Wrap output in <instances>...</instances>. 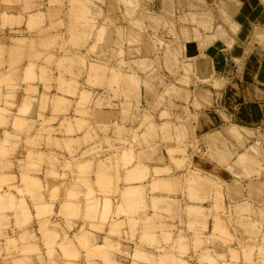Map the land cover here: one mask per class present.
I'll list each match as a JSON object with an SVG mask.
<instances>
[{
    "label": "rangeland",
    "instance_id": "374dc122",
    "mask_svg": "<svg viewBox=\"0 0 264 264\" xmlns=\"http://www.w3.org/2000/svg\"><path fill=\"white\" fill-rule=\"evenodd\" d=\"M159 1L0 0V170L11 174L0 177V264H72L79 259L73 244L87 264L91 258L119 252L107 238L97 239L101 247H89L91 240L83 231L85 223L97 216L102 226L96 230L101 231L108 220L113 224L125 213L122 205L131 201L123 193L129 181L120 178L122 172L129 173L130 182L140 184L132 194L136 204L146 202L154 208L160 203L179 209L186 202L205 206L210 202L214 210L211 236L217 246H228L233 261L242 247L249 257L255 250L264 256V133L237 127H229L228 133L225 127L195 133L187 128L197 122L194 111L186 112L187 117L167 113L181 105L174 102L177 87L184 85L177 75L187 74L188 69L181 66L185 62L179 41L191 39L192 30L177 35L171 17L174 2L164 9L163 17ZM10 14H17V20L8 18ZM187 18L179 20L185 25L196 23L195 18ZM219 37L207 34L203 26L199 33L193 32L203 47ZM35 124L39 128L36 141L21 137H28ZM63 136H69L63 145L52 141ZM54 149L64 150L67 156L60 152L56 156ZM24 155L26 162L21 161ZM190 158L196 166L213 165L216 173L224 168L231 178L224 182L199 173L192 168L193 161L187 162ZM134 160L136 165L128 170ZM96 163L102 175L93 181ZM163 166L168 167L155 169ZM57 168L62 176L53 174ZM18 170L36 176L32 181L21 178L32 194L37 192L32 195L36 223H24L23 202L2 199L12 194L22 198L16 184ZM112 171L114 178H108ZM161 175L170 178L163 181ZM50 181L59 184L50 185ZM50 186L57 188L51 190V200L65 187L74 193L84 191L68 193L69 202L59 208L58 215L65 219L63 239L51 234L43 220L59 217L47 206L44 211L36 207L45 204ZM207 190L211 194L200 195ZM98 204H102L101 213ZM139 208L135 213L141 217ZM170 209L162 213L175 221H170L169 230L178 238L184 235L180 220L201 215V211L172 213ZM71 219L84 224L78 228ZM135 229L131 243L136 241ZM200 231L201 236L208 235L206 226ZM157 239L160 242L161 235ZM164 240L162 245L151 243L152 253L174 250L176 242Z\"/></svg>",
    "mask_w": 264,
    "mask_h": 264
},
{
    "label": "crops",
    "instance_id": "0c3cea01",
    "mask_svg": "<svg viewBox=\"0 0 264 264\" xmlns=\"http://www.w3.org/2000/svg\"><path fill=\"white\" fill-rule=\"evenodd\" d=\"M173 2L175 4V11L171 17H173L175 21V32L177 35H180L188 30L189 32L192 30V37L189 40H182L183 42L178 40L181 43L182 62H185V64H181V66L187 67L188 72L187 74H183L184 72L182 71V74L179 72V75H177L178 78H182L178 80L180 83L183 82L184 85L179 88L177 87L178 91L176 90L177 96L174 98V102L177 103L180 101L181 105L173 106L171 109L174 110V112H170L168 109L167 113L177 117L176 112H180L181 116L187 117L186 112L194 111L197 122L192 124L191 127L187 126V128H194L195 133L203 132L206 128L209 130H217L222 127H225L227 130L226 133H228L229 127L264 133V0H160V14L163 17L165 16L164 9L168 8V5H171ZM206 6L207 8L205 9L204 7ZM187 7L191 8V10ZM215 8L217 10H215ZM8 16L7 17L11 18V20H17L18 18L17 14H10ZM185 17H188L187 19L190 17L195 18L196 23L185 25L183 21L179 20V18L184 20ZM200 17L205 18L206 21L201 20L202 18ZM200 25L203 26V28L207 27V34H215L221 37L207 47H203L199 41L200 39L193 38V32L197 31V33H199V29L201 28ZM167 34H169V31H167ZM188 81L190 86H188ZM180 83H178V85ZM161 113H165L164 110L161 111ZM112 115H114V113H112ZM189 115L191 116L190 113ZM168 122L172 123L173 119L169 118ZM38 130L39 128L35 124L29 131L28 137L25 135L21 137L36 141L35 135ZM173 134H175V132H173ZM172 137L174 140L176 139L173 135ZM127 139L130 140L129 136ZM68 140L69 136L52 138L54 143L57 141L61 145ZM53 152H55L54 154L56 156H59V153L57 154L56 152L66 155L64 150L56 151V149H54ZM65 155L63 156L66 157L67 155ZM19 161L18 159V162ZM21 161L26 162L25 155ZM191 161L194 163L192 164V168L199 171V173L207 174L212 178H217L224 182L231 178V174L224 168L223 173H216L217 171L214 170L215 167L213 165L210 166L207 162H203V166H196L197 162H194L192 158H190V160L187 159V162ZM135 165L136 161L134 160L128 165V170H131ZM166 167L168 166L154 168L164 170ZM170 168L172 171L174 170L173 166H170ZM152 171L153 168L150 167L151 175L153 174ZM54 172L53 174L59 176L63 175L59 168ZM64 174L69 176L66 171ZM100 175H102V172L98 170L96 163L92 169L91 178L94 181V178ZM1 176H11V174L9 171L0 170V177ZM15 176L17 177V188L23 193L22 198L14 194H12V196H3V198L1 196V198L7 201L13 198L16 201L23 202L24 205H21V207L22 216L25 219L24 223L29 222V220V224L36 223L37 218H35L36 213L33 209L34 200L32 195H37V192L32 194L25 185L21 184V178L26 181H32L37 180L36 176L32 171L19 170L18 173L16 172ZM169 176L170 175H161L159 177L161 180L166 181L170 178ZM107 177L114 178V172L108 173ZM120 178L123 181H129V183L126 182L127 184L125 187H122L124 190L123 193L127 195V199L131 201L126 205L123 203L122 209L125 213L117 217L113 224H110V220H108L101 228V231L96 230L100 225L102 226L97 216V220L94 219L85 223L86 228L83 231L87 237V241L91 240L89 247H95L96 245L101 247L102 245L97 243V239L103 242V239L107 238V240L113 244L112 246L114 249L118 247L117 249L119 252L115 250L106 253L102 258H91L89 264H151L150 262L159 264L160 261L167 263L170 261L171 264H264V256L257 250L249 257V253L244 247L237 248L235 251L236 260L233 261L231 258L233 254L231 253L230 256L227 252L228 246H217L214 237L211 236L214 210L210 202H207L206 206L204 205L205 203L195 201L194 203L186 202L187 205H185V207L183 205V208L181 207L178 209L176 206L172 208L173 205L171 207L172 209L168 208L172 213L175 210L184 209L192 210V212L195 213L201 211V215L197 213L195 214L197 216L191 215L180 220L182 226H184V235L182 238H178L177 234L172 235L173 232L169 230V228L172 227V222L170 221L174 220H169V218L164 215V213H168L169 210L160 203L154 208H152L151 204L146 202H141V205L139 203L136 204L132 199L134 198L132 194H134V189L140 186L139 182H130L133 178H130L128 172L127 174L122 172ZM35 183L37 184V181H35ZM55 184L58 185L59 182L50 181V185ZM4 188L5 187H3V189ZM52 189L54 190L57 188L56 186H50L48 197L44 200L45 204H37L36 207L39 211H44L45 206H47L49 207V212L52 211L59 217L56 218L57 220L52 221L51 219L49 220V217L48 219L47 217H43V220L48 222V231L51 234L60 236V239H63L62 236L66 235L62 230L65 219L61 217V215H58V212L61 205L69 202L70 198L68 193L71 191L69 188L67 189V187L59 189L56 191L57 196L55 198L57 199L51 200L49 195L51 197ZM83 192L84 191L81 190L75 193L76 195H81ZM120 192H122V189ZM205 194H211V192L207 190L200 195L202 196ZM200 195L197 199L201 197ZM160 197L163 198L164 195L156 198ZM125 206L127 210L124 209ZM98 207L100 209L99 213H101L102 204ZM114 207L111 209V212H115ZM116 207H119V203ZM136 207H140L141 213H139V215L141 217H138V215L136 216ZM146 211H148V213H146ZM80 216H82V214H80ZM6 218L8 219L7 216ZM176 221L179 222V219L177 218ZM71 222H73V224L76 223L78 228L82 227L84 224L81 219H71ZM177 222L175 225H178ZM58 226L59 230H57ZM188 226L192 228L190 233L185 229V227ZM204 226L208 229L207 236L205 233H202L203 236H201L200 227ZM134 227H137V229H135V233H137L135 235L136 241L131 243L130 236L133 235ZM118 235L121 237L120 239ZM159 235H161L162 239L160 242L158 241L160 239H157ZM164 239L172 243L176 242L174 250L164 255L152 253L153 249L150 246L151 243L162 245V243H165ZM241 243H244V241ZM231 248L229 249L232 250ZM73 249L78 254L79 259L71 263L87 264L81 249L75 244H73ZM156 249L157 246L154 250ZM126 250H129V255L125 252ZM135 250H137L136 253L134 252ZM220 258L223 259L220 260Z\"/></svg>",
    "mask_w": 264,
    "mask_h": 264
},
{
    "label": "bare ground",
    "instance_id": "6f19581e",
    "mask_svg": "<svg viewBox=\"0 0 264 264\" xmlns=\"http://www.w3.org/2000/svg\"><path fill=\"white\" fill-rule=\"evenodd\" d=\"M28 108V107H27Z\"/></svg>",
    "mask_w": 264,
    "mask_h": 264
}]
</instances>
